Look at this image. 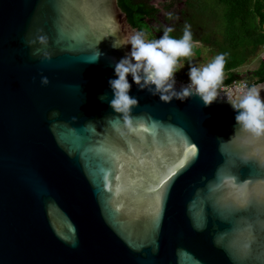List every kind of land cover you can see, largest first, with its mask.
Returning <instances> with one entry per match:
<instances>
[{"label":"water","instance_id":"1","mask_svg":"<svg viewBox=\"0 0 264 264\" xmlns=\"http://www.w3.org/2000/svg\"><path fill=\"white\" fill-rule=\"evenodd\" d=\"M135 31L127 0H0V264H264V137L131 74L129 130L109 80Z\"/></svg>","mask_w":264,"mask_h":264},{"label":"clouds","instance_id":"2","mask_svg":"<svg viewBox=\"0 0 264 264\" xmlns=\"http://www.w3.org/2000/svg\"><path fill=\"white\" fill-rule=\"evenodd\" d=\"M171 17V13L168 14ZM173 27L166 26L163 35L159 39H148L144 31H135L126 39L114 41L113 47L131 45L130 53L126 54L117 63L114 70L115 79L109 80V85L114 93L110 106L123 114V120L129 130H133L134 118L130 115L134 106L139 104L136 97L131 96L132 84L128 80L131 74L136 85L140 89H147L153 95L159 94L161 101L171 102L173 98L184 101L193 96H199L204 105L210 106L217 98L227 97V102L237 111L235 116L236 129L243 130L254 137H264V98L261 91L264 84L248 87L246 91L236 90L235 94L229 92L221 95L220 90L224 81V69L228 53L217 54L209 63L202 66L191 64L189 69L190 83L176 90L175 74L184 66L182 58L193 56V49L199 45V41H193L191 25L185 24L183 35L176 38L170 35ZM41 37V40H44ZM102 55L98 50L93 59L88 63L96 62ZM49 79L41 78V83L47 85ZM155 86L154 88L152 86ZM99 99L104 101L107 94H102ZM73 120L78 117H72Z\"/></svg>","mask_w":264,"mask_h":264},{"label":"trees","instance_id":"3","mask_svg":"<svg viewBox=\"0 0 264 264\" xmlns=\"http://www.w3.org/2000/svg\"><path fill=\"white\" fill-rule=\"evenodd\" d=\"M130 22L138 27L139 31H146V17L152 15L156 9L148 5L145 0H127ZM186 17L185 24L191 25L194 41H201L210 49L211 60L220 53H228L224 69L223 83L234 79L245 78L235 71L236 68L259 56L264 44V0H186V6L182 10ZM211 19L212 27L208 30H200L203 25V17ZM184 24L170 34L176 38L183 35ZM202 28V27H201ZM196 31L200 36L195 35ZM150 39H159L154 33ZM195 53L199 49L194 48ZM189 58H182L181 62ZM249 85L264 79V60L252 71Z\"/></svg>","mask_w":264,"mask_h":264},{"label":"rangeland","instance_id":"4","mask_svg":"<svg viewBox=\"0 0 264 264\" xmlns=\"http://www.w3.org/2000/svg\"><path fill=\"white\" fill-rule=\"evenodd\" d=\"M152 2H154L158 7L163 8V4L165 3V0H151ZM168 1V0H167ZM208 1V3H211V0H206ZM185 8V5L183 4L182 0H173V3L170 4L169 7L166 8V11L171 12L172 13V17L173 21L176 20L177 22L178 20V14L180 16V11L183 10ZM165 11V9H160V14H167ZM177 14V16H176ZM181 25H185L186 22V17L185 14L183 13L181 15ZM214 22L211 21V19L209 17H203V25L200 28V30H208V28L210 29V27H212V24ZM173 23H168V22H163L162 17L158 16V18L156 19V22L154 23V25H160V27L162 26V28H165L168 25H171ZM164 30V29H163ZM163 30L161 32H158L157 35H160V33L163 32ZM200 36V32L196 31V34ZM148 39H150L148 37ZM194 41V40H193ZM195 42V41H194ZM199 45L195 48L199 49V53H195L194 49H193V56L189 58L188 61H183L181 62L182 65H184L176 74L175 76L177 77V79H182L183 78H189V69L191 67V64H194L195 66L199 67L202 65H206L207 63H209L211 61V55H209L210 53V49L208 48L207 45H204L201 41H199ZM260 63V56L253 58L251 61L246 62L245 64L239 66L238 68L235 69V71L237 73H239L241 76L240 77H245L247 80H250L251 73L252 71H254ZM225 75V73H224Z\"/></svg>","mask_w":264,"mask_h":264},{"label":"flooded vegetation","instance_id":"5","mask_svg":"<svg viewBox=\"0 0 264 264\" xmlns=\"http://www.w3.org/2000/svg\"><path fill=\"white\" fill-rule=\"evenodd\" d=\"M146 1L148 2V5L153 6L156 9L155 11H153L152 15H150V16L145 18V20L147 22V28L149 29L150 34L154 33L158 38H160L163 35V32L160 33V35H157V33L161 32L164 28H162V26L160 27V25H154V23L156 22V19L158 18V16L162 17L163 22L173 23L171 25H168L170 27H173V29H178L179 28V26L181 25V21H182L181 20V15L183 14V11L181 10L179 12L180 16L178 14V20H179L178 22L176 20L173 21L174 16L172 17V15H171V17H169L168 14L171 13V12L166 11V8L169 7L171 3H173V0H168V1L165 0V3L163 4V6H164L163 8L165 9V11L167 13L165 15L160 14V9H163V8L158 7L151 0H146ZM182 1H183V4L186 6V0H182ZM176 16H177V14H176ZM150 34L147 33L148 37H149Z\"/></svg>","mask_w":264,"mask_h":264},{"label":"built area","instance_id":"6","mask_svg":"<svg viewBox=\"0 0 264 264\" xmlns=\"http://www.w3.org/2000/svg\"><path fill=\"white\" fill-rule=\"evenodd\" d=\"M260 60H264V44L262 45L261 51L259 53ZM176 81L178 82H183V83H190V78H183L182 79H177L175 76ZM231 87L234 88H244V87H249V81H247L245 78H239V79H234L231 82L223 83L221 86L220 94L228 93V91L231 89Z\"/></svg>","mask_w":264,"mask_h":264}]
</instances>
